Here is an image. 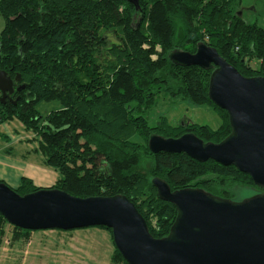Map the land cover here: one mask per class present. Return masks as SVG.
Here are the masks:
<instances>
[{
	"label": "trees",
	"instance_id": "obj_1",
	"mask_svg": "<svg viewBox=\"0 0 264 264\" xmlns=\"http://www.w3.org/2000/svg\"><path fill=\"white\" fill-rule=\"evenodd\" d=\"M233 1L139 0L135 7L126 0H0V70L20 77L0 100V125L16 120L32 132L43 164L57 174L50 189L80 199L123 196L153 239L167 237L177 216L154 179L171 192L201 190L227 201L237 187L262 193L233 166L148 149L151 136L192 134L218 144L231 131L208 97L213 69L176 65L172 53L193 54L203 44L242 77L264 79V29L236 15ZM160 94L211 108L220 126L170 125L164 117L149 126L146 113ZM40 104L54 106L41 114ZM39 189L21 178L13 190L25 196ZM6 226L11 244L37 232L0 215V244ZM112 258L125 264L115 248Z\"/></svg>",
	"mask_w": 264,
	"mask_h": 264
},
{
	"label": "water",
	"instance_id": "obj_2",
	"mask_svg": "<svg viewBox=\"0 0 264 264\" xmlns=\"http://www.w3.org/2000/svg\"><path fill=\"white\" fill-rule=\"evenodd\" d=\"M126 1L137 7L139 0ZM170 59L184 67L213 69L208 97L227 114L231 131L218 144L203 143L192 134L151 136L150 152L183 153L199 162L233 166L262 194L233 202L201 190L171 192L154 179L158 197L177 212L168 236L157 240L123 196L80 199L50 188L19 196L0 183V215L9 225L27 231L106 228L125 264H264V79L242 77L203 44L193 54L174 52ZM13 81L20 77L12 80L0 70L2 103L13 93Z\"/></svg>",
	"mask_w": 264,
	"mask_h": 264
},
{
	"label": "rangeland",
	"instance_id": "obj_3",
	"mask_svg": "<svg viewBox=\"0 0 264 264\" xmlns=\"http://www.w3.org/2000/svg\"><path fill=\"white\" fill-rule=\"evenodd\" d=\"M232 9L246 23L264 29V0H234ZM3 27L4 19L0 16V32ZM53 106L54 104H40L38 111L44 114ZM146 117L149 126H154L162 117L170 125L184 121L188 124L207 126L212 130L221 124L219 114L211 108L174 100L164 94H160L155 105L147 111ZM4 132L24 142L26 146L22 147L29 150V156H33L38 163H43V157L38 152L37 139L32 132L25 131L16 120L0 125V133ZM2 140L0 138V141ZM52 185L42 188H51ZM234 194L233 202H242L262 193L237 187ZM5 231V237L0 244V264H116L112 258L114 246L111 234L105 229L91 227L70 231L46 230L32 233L28 241L21 240L14 244L9 241L8 226Z\"/></svg>",
	"mask_w": 264,
	"mask_h": 264
},
{
	"label": "crops",
	"instance_id": "obj_4",
	"mask_svg": "<svg viewBox=\"0 0 264 264\" xmlns=\"http://www.w3.org/2000/svg\"><path fill=\"white\" fill-rule=\"evenodd\" d=\"M2 134L6 139L1 138L0 141V182L16 189L21 178L30 179L37 188L47 187L56 181L57 174L43 163H38L33 156H29V150L22 147L26 146L24 142L14 139L8 132ZM38 232L42 231L33 234Z\"/></svg>",
	"mask_w": 264,
	"mask_h": 264
}]
</instances>
